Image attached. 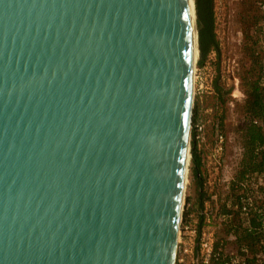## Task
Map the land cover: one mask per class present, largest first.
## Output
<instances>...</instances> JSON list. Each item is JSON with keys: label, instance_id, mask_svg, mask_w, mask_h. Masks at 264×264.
<instances>
[{"label": "water", "instance_id": "95a60500", "mask_svg": "<svg viewBox=\"0 0 264 264\" xmlns=\"http://www.w3.org/2000/svg\"><path fill=\"white\" fill-rule=\"evenodd\" d=\"M192 0H0V264H175Z\"/></svg>", "mask_w": 264, "mask_h": 264}, {"label": "rangeland", "instance_id": "374dc122", "mask_svg": "<svg viewBox=\"0 0 264 264\" xmlns=\"http://www.w3.org/2000/svg\"><path fill=\"white\" fill-rule=\"evenodd\" d=\"M211 7L218 49L214 45H209L208 52L203 56L198 44L191 123V150L192 134L196 131L198 148L203 159L204 189L209 198L205 200L202 209L190 157L175 264H194L200 258L198 237L202 239L212 235L214 245L219 238L223 242L226 237L229 244L225 252L237 249L236 243L232 241L235 235L232 227L236 224L234 219L238 215L236 210L229 206L234 199L229 194V186L242 158L241 126L245 115L243 108L245 94L239 74L247 20L253 17L254 11L252 13L248 11L250 6L246 0H212ZM262 10L264 11V5ZM201 20L203 24L200 27L197 19L198 31L205 25L202 15ZM216 82L221 88V94L216 90ZM219 130L224 135L222 150L218 144ZM246 187L249 189L248 193L255 194L250 184ZM241 191L246 190L244 188ZM224 203H227V209L231 210L233 215L228 234L224 233L226 230L222 218L216 214ZM202 213L205 215L203 220L200 217ZM184 225H189L190 229L186 230Z\"/></svg>", "mask_w": 264, "mask_h": 264}, {"label": "trees", "instance_id": "16d2710c", "mask_svg": "<svg viewBox=\"0 0 264 264\" xmlns=\"http://www.w3.org/2000/svg\"><path fill=\"white\" fill-rule=\"evenodd\" d=\"M249 4V12H253V17L247 20V27L245 30L244 44H243V59L241 61L240 80L241 86L245 94L244 100V121L241 126L243 141H242V158L239 163V168L235 177L230 183L229 194L235 198L237 203L241 196L242 189L248 194L247 187H242V183L252 182L258 179L260 174L264 173V124L255 123V119H264V11L262 5L264 0H246ZM212 0H197V19L199 26H202L201 15L204 19V27L198 31L199 46L203 56L209 50V45L215 47L218 43L215 41L214 26L212 19ZM204 11H203V10ZM200 14V18H198ZM198 27V25H197ZM218 49V47H216ZM202 64V62H201ZM216 90L221 94V88L215 83ZM223 95V94H222ZM196 118V117H195ZM197 133L193 131L192 137V171L193 177L199 188L200 207L204 208L207 193L204 189V177L202 174L203 159L200 154L198 143L196 139ZM249 190V189H248ZM227 204V203H226ZM222 205L219 211H216L218 217L222 218V223L225 225V234H228L231 229V221L229 218H223L224 214H231V210L227 209L228 205ZM238 215L234 219L233 237L236 243V250L240 251L244 246L249 250V257L246 262L248 264H256L255 256L262 250L264 241V234L258 230L259 215H252V226L245 227L243 225L242 217L238 210ZM201 219L205 218L204 213L201 214ZM232 219V218H231ZM202 223H199L201 229ZM230 226V227H229ZM225 239L223 242L221 238L215 243V249L221 253H225V249L229 244V240ZM230 239V238H228ZM200 239L198 237L197 242Z\"/></svg>", "mask_w": 264, "mask_h": 264}, {"label": "built area", "instance_id": "2783aa9c", "mask_svg": "<svg viewBox=\"0 0 264 264\" xmlns=\"http://www.w3.org/2000/svg\"><path fill=\"white\" fill-rule=\"evenodd\" d=\"M255 123L264 124V119H255ZM224 135L219 130L218 132V144L219 149H223ZM247 184L254 189L255 194L241 192L240 199L234 204L235 198L232 201V206L235 210H238L245 227L252 226V215H259V225L258 230L262 231L264 234V173L260 174L257 180L252 182L242 183V187H246ZM233 215L227 214L223 218H231ZM184 224V223H182ZM186 230L190 229L189 225H184ZM200 248V258L194 262V264H248L249 250L246 247H242L240 251L231 250L229 252L221 253L215 249L214 239L212 235L209 237H203L197 244ZM256 264H264V241L262 245V250L255 256ZM182 261V259H180Z\"/></svg>", "mask_w": 264, "mask_h": 264}, {"label": "bare ground", "instance_id": "6f19581e", "mask_svg": "<svg viewBox=\"0 0 264 264\" xmlns=\"http://www.w3.org/2000/svg\"><path fill=\"white\" fill-rule=\"evenodd\" d=\"M192 2H193V9H194V15H195L196 37H197V55H198V53H199V48H198V44H199V33H198V29H197V8H196V0H192ZM196 62H197V59H196ZM189 160H190V154H188L187 169H186V176H185L184 187H185V184L187 182V171H188Z\"/></svg>", "mask_w": 264, "mask_h": 264}]
</instances>
